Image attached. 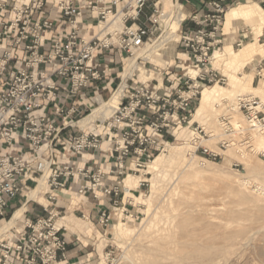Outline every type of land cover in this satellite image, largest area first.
I'll return each instance as SVG.
<instances>
[{
	"label": "built area",
	"instance_id": "built-area-1",
	"mask_svg": "<svg viewBox=\"0 0 264 264\" xmlns=\"http://www.w3.org/2000/svg\"><path fill=\"white\" fill-rule=\"evenodd\" d=\"M49 1L0 0V228L13 209L11 202L20 197L30 202L28 194L44 179L49 203L43 206L45 216L25 219L14 238L0 237V264L66 260L69 240L65 228L57 225L60 213L54 209L59 195L75 188L79 196L108 197L120 207L126 178L152 160L171 129L189 123L206 87L226 83L212 67L227 14L224 0H219L209 3L210 12L185 16L180 24L184 63L199 69L196 76L180 65V75L158 71L169 84L165 88L158 81L136 84L134 75L126 81L123 77L113 95L124 81L127 88L114 113L81 125L100 107L99 99L105 101L107 88L101 83L114 81L110 65L99 61L98 53L118 50L126 55L123 72L129 58L139 56V63H148L144 57L155 50L171 14L161 0H51L67 26V31H59L51 14H43ZM177 5L182 9L179 0ZM5 15L7 21L2 20ZM90 20L97 21V33L85 37ZM188 21L202 28H186ZM239 103L248 124L264 132V100L239 97ZM222 124L231 135L230 122L223 118ZM195 131L201 137L203 132ZM226 147L227 142L221 143ZM90 153L97 162L80 167L73 160L84 161ZM105 153L113 154L111 163L103 162L100 154ZM196 153L214 161L220 157L201 144ZM102 217L108 226L110 218L105 213Z\"/></svg>",
	"mask_w": 264,
	"mask_h": 264
},
{
	"label": "rangeland",
	"instance_id": "rangeland-1",
	"mask_svg": "<svg viewBox=\"0 0 264 264\" xmlns=\"http://www.w3.org/2000/svg\"><path fill=\"white\" fill-rule=\"evenodd\" d=\"M179 4L182 5L181 0ZM161 5L167 13L177 6L186 16L183 5L180 9L177 0H161ZM230 8L233 7L227 8V13ZM174 17L169 25L176 21ZM248 22L236 21L233 29L236 32L223 43L226 47L217 49L214 54L212 67L226 78V83L209 87L234 90V77L238 90L230 99L206 109L203 117L191 125L195 134L196 129L203 132L199 137L201 143H194L197 134H189L179 140L178 136L192 122L202 96L196 102L189 123L171 129L152 160L130 174L138 177L131 189L133 192L130 191L135 200L126 202V196L122 195L119 210L113 211L111 224L104 231L84 222L88 199L79 195H61L58 198L61 207L56 219L58 227H66L61 219L69 217L74 221V227H78L75 233L82 235L91 249V260L83 264H264V148L257 143L258 138L253 135L256 131L251 129L239 109V97L254 96L264 100V29L259 32ZM169 28L165 29L159 42L166 38ZM242 29H247L250 39L239 40V30ZM180 38L179 32L177 41L145 57L148 63L137 60L139 70L134 71V77L132 75L129 79L133 77L136 84L149 85L154 80L157 84L156 79L160 80V77L155 67L180 75L182 70L176 68L177 65L184 66L191 75H197V67L191 68L184 63L186 57L182 55L184 50ZM240 41L242 46L237 45ZM255 41L262 46V55L249 60L241 54L231 68L225 65L227 47L239 50ZM217 52L221 54L218 57L215 56ZM135 57L138 59V56ZM124 58H127L126 55ZM260 70H263L261 75L258 74ZM125 74L126 67L123 77ZM246 77H252L253 82ZM244 84L246 87H243ZM166 85L169 84L166 82ZM109 98L105 101L108 102ZM235 105L237 110H232L231 106ZM223 118L230 122L231 135L226 134ZM236 122L242 124L246 131H238ZM223 142H227L229 147L221 148ZM199 144L219 153L218 160L196 153ZM157 156H163L165 161L153 170L150 166ZM43 196L45 201L41 200L42 195L36 201L42 208L49 205L46 196ZM20 199L18 207L9 211L7 221L27 203L25 197ZM24 215L2 238H14L23 227ZM65 233L68 240L74 238L75 233L69 230Z\"/></svg>",
	"mask_w": 264,
	"mask_h": 264
},
{
	"label": "bare ground",
	"instance_id": "bare-ground-1",
	"mask_svg": "<svg viewBox=\"0 0 264 264\" xmlns=\"http://www.w3.org/2000/svg\"><path fill=\"white\" fill-rule=\"evenodd\" d=\"M169 13H171V18L176 16V21H173L170 25H168V27H170V28H169V32H168L166 38H164L163 41H161V42H159V40H158L156 42L155 50L153 52L149 53L146 56V58H148L156 50L161 49V48H166L173 41H177L178 34L181 30L180 24H181V21L185 18V15H183L178 10L177 6H174L173 9ZM239 20L250 21V23L249 22L248 23L251 24L254 27V29H256L259 32H261L264 29V11L257 3L251 2L249 4H243V5L231 8L226 15L225 31L228 33L231 32L235 28V22L239 21ZM170 22H168V24ZM227 52H228V58L226 59L227 63L225 65L227 67L229 66L231 68L234 65L235 60L239 59V57H241V54L243 57L249 58V60L252 57L254 58L256 56L262 55L261 54L262 46H260V44L255 41V42H252V43L245 45L243 48H241L239 50H236L234 47L233 48L227 47ZM220 55L221 54L217 52L215 56L218 57ZM129 59H131V58H129ZM144 60H145V57H144ZM229 69L226 68V70H229ZM136 70H139V66L137 64V57H134L129 62H127L126 74H125L124 80L126 81L127 79H129L133 75L134 71H136ZM186 72L189 73L188 70ZM232 79H233V85L235 86L234 90H226L222 87H217V86L206 87L204 89V91L202 93V99H201V104H200L199 109L197 110L196 114L194 115L193 120L190 123V125L187 126L185 128V130L179 134L178 140L181 137L187 136L189 134L196 135L193 131H191V125L195 121H197L203 117L206 109L211 108L214 105L220 104L221 101L228 100V99H230V97L236 95V91L238 89L236 87V82L234 81V77H232ZM246 80L250 81L251 83L253 82L252 77H250V78L246 77ZM125 81H124V84L121 86V88L112 96V98L108 102L103 101L102 99H99L100 107L95 109L92 116H90L89 118H87L86 120L81 122V125L93 123L96 119L105 120L108 117H110L114 113V111L116 110L118 105L120 104L121 99L123 98V96L125 94V89L127 88V84L125 83ZM243 87H246V84H244ZM237 108L238 107H236V105L231 106L232 110H237ZM239 109H240V107H239ZM222 125H224V124H222ZM235 126L237 127V130L240 132L246 131V129L243 127V125L240 124L239 122H236ZM251 129L256 131L253 133V135L256 138H258L257 143L260 145V147L264 148V132L258 131L256 129H254L252 126H251ZM194 137L196 139H199V136H197V135ZM200 140H202V138ZM200 143H201V141H200ZM106 145L107 144H105L104 147H106ZM169 146L173 148L172 144H170ZM164 161L165 160H164L163 156H157L155 161L150 166V168L153 170H156L164 164ZM137 178H135L132 175H130L128 178H126V181H125L126 197L124 198L126 202L135 200V196L130 191H131V189H133L135 187ZM46 191H47V182L44 179V180L40 181L37 188L32 189V191L28 194L29 201H32V200L38 201L41 198L40 197L41 195L46 194ZM26 210H27L26 205L22 208L17 209L14 212L11 220L4 222L2 228H0V237L3 236L4 234H6L7 232H9V230L14 225L18 224V222L21 220V218H22L23 214L26 212ZM63 219L64 218H62L61 220H63ZM120 226L123 227V225H120ZM59 227H64V226H59Z\"/></svg>",
	"mask_w": 264,
	"mask_h": 264
},
{
	"label": "crops",
	"instance_id": "crops-1",
	"mask_svg": "<svg viewBox=\"0 0 264 264\" xmlns=\"http://www.w3.org/2000/svg\"><path fill=\"white\" fill-rule=\"evenodd\" d=\"M182 1V5L184 7V10L186 12V16H190L193 14H203L206 12H210L209 9V3H211L212 1H219V0H181ZM251 2H257L258 5L263 9L264 11V0H224V5L229 8V7H233L238 5H243V4H249ZM231 9V8H230ZM43 14H51L52 18L55 19L56 23L59 26V31H67V26H65L64 20L56 13L55 9H53V5H52V1H49V4L47 6V9L43 12ZM227 15V14H226ZM41 18V15L37 16L36 19ZM9 19V15H5L2 17V20L7 21ZM225 22H226V18H225ZM185 27L186 28H191L192 30H199L202 27L196 25L194 22L192 21H188L185 23ZM247 29H242L239 30V40L243 39V40H247L250 39V33L248 31H246ZM241 31V32H240ZM264 31V30H263ZM236 31L232 30L231 32H226L225 31V23H224V32L221 36V46L219 47V49H224L225 47L223 46V43H225V41L229 40V38H227L228 36H231L232 34H234ZM97 33V21L95 20H90L86 23V27L84 30V36L85 37H90L92 35H95ZM52 37V36H51ZM50 44V42H49ZM228 46V45H227ZM20 58V57H17ZM99 61H103L106 62L110 65L111 69H112V77L114 79V81L112 82L111 85H108L106 81H103L101 83V88H107L104 92H103V99L105 100L106 98H108L110 96L113 95L114 91L117 89V87L119 86V84L122 82V73H123V67L125 64V58H124V54L118 50H113V51H101L98 53V58ZM160 68V69H157ZM154 70L160 71L161 73H163L166 69L161 68V67H155ZM122 71V72H121ZM153 74H155L153 72ZM177 74V73H176ZM173 75V76H176ZM160 77V80L156 79L159 82V87L165 88L167 85L164 82V79L161 75H158V78ZM155 81V80H154ZM109 98V99H110ZM77 102L76 100H69L68 102V106L73 105L74 103ZM108 146V144L106 145V147ZM104 147V148H106ZM100 156L103 158V162L106 163H111L113 161V154L112 153H105V155H101ZM74 161H76V164L80 167H84L85 165H90L94 162H97L95 160V157L93 156V153L87 154L85 156V158L83 159L84 161H77L73 158ZM61 195H69L70 197H72L73 195L78 196L76 189H71L68 192H62V194L59 195V197ZM90 197L88 198L87 196L84 197L85 199H88V202L86 203V209L85 213H84V222L86 223V225L90 226H96L99 227L100 229H102L104 231L105 228H108L111 224V220H112V216H113V211L114 210H119V207L116 208L112 205V203L110 202V199L108 197H104L102 199H95L92 195H89ZM23 198V197H20ZM18 199L17 201H13L11 202V204L14 207H18V205L21 203V199ZM47 199V198H46ZM42 201H45L44 196L42 195ZM38 202H33L30 201L26 204L27 210L25 212L24 218L25 219H32V220H36L39 217H43L45 216V212H44V207H39ZM48 204V201H47ZM45 206V205H43ZM54 208V207H51ZM59 208H61L59 206V201L57 204V208L55 207L54 209L56 211L59 212ZM61 213V212H59ZM103 213L106 214L107 217L110 218V222L108 226H105L101 223L102 221V215ZM62 221L65 222L66 227L65 230L66 232L69 230L71 232H73V234L76 232V230L78 229V227H74V221H72L69 217H65ZM91 231V230H89ZM99 233L101 234V232L99 231ZM75 233L74 238L69 240V244H68V254H67V259L63 260L61 264H83L85 261H89L91 260V256L92 253L90 252L91 249L89 247V245H87L84 241V238L82 237V235ZM64 235L66 236V233L64 232Z\"/></svg>",
	"mask_w": 264,
	"mask_h": 264
}]
</instances>
